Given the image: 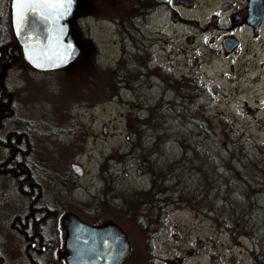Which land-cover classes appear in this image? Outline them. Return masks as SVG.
I'll list each match as a JSON object with an SVG mask.
<instances>
[{"label":"rangeland","instance_id":"374dc122","mask_svg":"<svg viewBox=\"0 0 264 264\" xmlns=\"http://www.w3.org/2000/svg\"><path fill=\"white\" fill-rule=\"evenodd\" d=\"M134 13V0H76L69 30L78 56L64 70L19 74L17 91L30 118L61 128L55 155L61 154L62 169L70 172L74 153L82 167L71 176L77 213L90 221L110 218L125 231L129 250L121 264H262L264 235H254V244L195 206L174 204L168 191L197 189L196 182L206 190L211 170L240 172L246 183H233L264 204L262 177L245 160L240 170V159L264 157V94L215 58H206L200 73L189 71L181 20L171 11L159 6L143 21ZM89 53L100 72L91 65L78 85ZM75 87L87 91L72 102L71 134L65 111ZM70 144L76 147L68 155Z\"/></svg>","mask_w":264,"mask_h":264},{"label":"flooded vegetation","instance_id":"af4514ba","mask_svg":"<svg viewBox=\"0 0 264 264\" xmlns=\"http://www.w3.org/2000/svg\"><path fill=\"white\" fill-rule=\"evenodd\" d=\"M134 2L137 20L155 16L159 6L181 20L189 71L200 73L202 62L215 58L228 64L235 79H248L252 90L264 94V0H164L159 6L157 0ZM14 8V0H0V264H66L64 240L73 216L91 224L114 221L79 216L71 183L72 173H82L76 153L69 156L66 173L61 154L55 155L61 128L30 118L17 91L21 72L54 69L35 70L26 63L14 34ZM210 88L218 91L216 83ZM66 108L67 129L73 134L77 113L72 103ZM75 147L70 144L68 155Z\"/></svg>","mask_w":264,"mask_h":264},{"label":"water","instance_id":"95a60500","mask_svg":"<svg viewBox=\"0 0 264 264\" xmlns=\"http://www.w3.org/2000/svg\"><path fill=\"white\" fill-rule=\"evenodd\" d=\"M14 2L12 21L15 38L31 68H60L78 56L80 47L69 30L68 21L73 15L76 0H73L71 11L67 14L57 0H48L47 3L45 0H30L23 21L17 20L18 0ZM70 52L75 54L70 56ZM64 57H67V62ZM73 166L80 173L79 164ZM64 241L66 264H120L129 250L125 232L114 222L91 224L76 216H73Z\"/></svg>","mask_w":264,"mask_h":264},{"label":"trees","instance_id":"16d2710c","mask_svg":"<svg viewBox=\"0 0 264 264\" xmlns=\"http://www.w3.org/2000/svg\"><path fill=\"white\" fill-rule=\"evenodd\" d=\"M162 3H164V0H157L158 6ZM135 17L136 15H133V19ZM71 18L72 16L69 20H71ZM126 26H128V24H126ZM129 30H131V27L129 28ZM94 61H96V58L93 56V54L89 53L87 64H84V70L86 71L81 72L82 67L79 68L80 73L77 74L78 77H80V79L78 80V85L82 79L89 78L86 74L87 71H89L88 67H90L91 65L93 68V73L100 72V67L94 65ZM68 66L69 64L52 71L64 70ZM49 72L50 71H41V73ZM93 78L96 81L97 76L95 75L93 76ZM76 90L79 91L74 93V99L71 101V103L75 102L76 100L78 102L80 98H83V93L87 91L86 88L80 89V87H78V89L77 87H75V91ZM194 152H196V154L197 152L201 153L200 149L197 147L194 148ZM242 154L247 155L246 152H242ZM195 156H198V154ZM244 160L248 161V163L251 164V166L253 167L252 172H257L262 177L261 181L259 182L261 185L258 188V191L264 194V157H249L246 159H240V170H244ZM180 162H182L181 157L176 160V163L174 165L170 164V167L173 168L174 166H180ZM179 174L180 175H178L175 180L181 178V173ZM184 174L185 176L190 175L189 172H186L185 167ZM244 178L245 177L240 172H238L237 176H234L228 175L225 171L216 173L214 170H211V173L205 179L209 184V187L206 190L203 187V183L200 184L199 182H196L198 184V186L195 185L197 189L186 190L184 188H173L168 192L174 193V197L172 198V202L174 204H191L198 208V210H200L201 212L213 218L218 225L226 228L227 230L236 233H246L251 238V240H253V243L256 244L254 235H264V204L257 201L251 191L239 190V187L242 186L233 183V181H243L244 183H246ZM232 186H234V188ZM236 186L238 187L237 189L235 188ZM221 192L222 197H220ZM261 252L262 251H259V253L257 254V256L259 257L258 262L264 264V254H262Z\"/></svg>","mask_w":264,"mask_h":264},{"label":"snow or ice","instance_id":"6c2138e0","mask_svg":"<svg viewBox=\"0 0 264 264\" xmlns=\"http://www.w3.org/2000/svg\"><path fill=\"white\" fill-rule=\"evenodd\" d=\"M30 0H18L17 3V10H16V16L18 21H23L25 19V12L28 10ZM47 3L48 0H45ZM59 6L64 9L65 14L69 13L71 11L73 0H57ZM51 7L52 5L49 4ZM69 49H71V45H68ZM74 52H70L69 55H74ZM65 62H67V57L63 58Z\"/></svg>","mask_w":264,"mask_h":264}]
</instances>
